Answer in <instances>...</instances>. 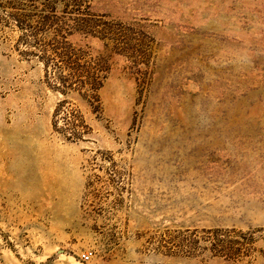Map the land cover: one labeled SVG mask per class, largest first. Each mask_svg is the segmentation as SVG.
I'll return each instance as SVG.
<instances>
[{
	"label": "rangeland",
	"instance_id": "obj_1",
	"mask_svg": "<svg viewBox=\"0 0 264 264\" xmlns=\"http://www.w3.org/2000/svg\"><path fill=\"white\" fill-rule=\"evenodd\" d=\"M0 264H264V0H0Z\"/></svg>",
	"mask_w": 264,
	"mask_h": 264
},
{
	"label": "built area",
	"instance_id": "obj_2",
	"mask_svg": "<svg viewBox=\"0 0 264 264\" xmlns=\"http://www.w3.org/2000/svg\"><path fill=\"white\" fill-rule=\"evenodd\" d=\"M91 257H92V252H84L82 255H81V260L83 262H88L91 260Z\"/></svg>",
	"mask_w": 264,
	"mask_h": 264
}]
</instances>
